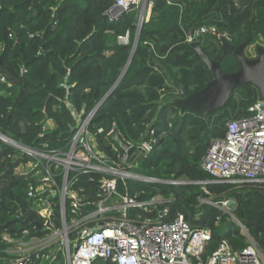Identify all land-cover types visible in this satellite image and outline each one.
Listing matches in <instances>:
<instances>
[{"label": "trees", "instance_id": "1", "mask_svg": "<svg viewBox=\"0 0 264 264\" xmlns=\"http://www.w3.org/2000/svg\"><path fill=\"white\" fill-rule=\"evenodd\" d=\"M243 1L239 10L225 2L216 14L205 18L216 0H185V7L157 0L137 32L136 10L116 19L108 17L113 0H0V64L12 78L1 81L0 75V133L27 149L64 152L77 130L78 118L85 119L98 104L87 126L93 153L109 166L120 162L108 135L114 127L133 146L152 144V151L136 156L126 171L168 183L121 181L95 172L78 175L69 189L84 203L83 213L93 211L104 198L101 180L115 179L119 196L137 204L161 200L146 209L128 208L129 219L154 221L167 209L163 221L181 215L191 230L210 231L203 260L222 241L233 252H241L247 245L241 227L264 246V238L254 229L259 213L264 215V186L236 188L212 183L201 167L211 142L223 138L226 124L247 117L249 107L260 100L256 88L249 83L236 87L222 108L205 116L173 104L179 96L174 83L192 93L211 80L202 60L185 42V33L214 26L235 47L250 35L244 50L248 59L256 56V47L264 49V0ZM136 36L131 59L120 77ZM125 37L127 43H120ZM197 41L210 60L221 54L216 37L207 34ZM220 69L232 73L239 63L227 54ZM34 161L0 140V264L18 259L7 254L13 242L29 243L49 233L35 208L41 196H27L29 187L37 185L33 175L40 167L25 174L16 171ZM49 201L53 228L59 229L58 198ZM225 201L234 204L232 213L220 208ZM65 210L69 223L67 202ZM75 241L77 234L72 232L69 242ZM25 259L23 264H64L58 242L29 252ZM91 264L114 263L97 258Z\"/></svg>", "mask_w": 264, "mask_h": 264}, {"label": "built area", "instance_id": "2", "mask_svg": "<svg viewBox=\"0 0 264 264\" xmlns=\"http://www.w3.org/2000/svg\"><path fill=\"white\" fill-rule=\"evenodd\" d=\"M113 2L107 10L110 19L136 10L137 30L149 19L152 7L150 0ZM207 34L230 43L229 36L217 32L214 26H202L185 33V42H197L198 38ZM119 41L127 43V38H120ZM98 106L95 105L85 119L78 118L80 122L67 151H36L20 144L14 145V148L33 158L36 161L32 162L35 168L39 166V171L43 172L44 178L40 184L36 182L34 189L29 187L27 196H41L37 198L35 208L43 219V228L49 233L45 238L35 240L39 244L37 247H33V240L28 244L21 242L19 245L22 248L8 250L7 254L18 255L12 264H23L26 254L53 242L59 243L64 264H91L97 258L114 264H264V246H259L243 227L241 230L247 245L241 252H233L222 241L203 260L202 254L210 240V231L191 230L181 215L171 221H163L167 209H163L154 221L146 219L136 222L129 219L128 208L146 209L161 202L160 198H156L146 204H137L115 193V179L143 181V178L129 173L125 168H130L139 154L151 152L152 144L144 142L133 146L123 141L113 127L108 135L120 162L115 167L107 165L93 153V144L87 139V126ZM248 113L247 117L228 122L223 138L212 141L202 158L201 167L212 183L230 184L236 188L249 184L264 186V102H255L249 107ZM90 172L111 175L115 179L101 180L99 187L104 198L93 211L83 213L84 203L76 191L69 189V185L76 176ZM146 182L154 181L148 179ZM55 196L58 198L59 229L53 228V204L49 201ZM66 202L71 215L69 223L66 221ZM229 203L222 202L220 208L223 209ZM72 232L77 234V241L70 244L69 235ZM29 244L32 247H24Z\"/></svg>", "mask_w": 264, "mask_h": 264}, {"label": "water", "instance_id": "3", "mask_svg": "<svg viewBox=\"0 0 264 264\" xmlns=\"http://www.w3.org/2000/svg\"><path fill=\"white\" fill-rule=\"evenodd\" d=\"M150 1L151 3H154L157 0ZM167 1L172 4H178L182 7H185V0ZM225 2L233 4L237 10L241 9L242 6L245 5V1L243 0H216L215 5L210 10L209 14L205 16V18H209L216 14L220 6ZM219 41L221 45V54L216 60L209 59L207 52L201 49L198 41L190 44L191 48L194 50V56L202 60L204 68L211 75V80L201 90L192 93H187L178 83H174L173 86L179 96L174 99L173 104L180 110L186 109L191 113L197 114L198 116H205L207 113H212L222 108L233 89L248 83L256 88L259 99L264 102V49L260 46L256 47V56L252 59H248L244 56V50L251 42L250 35L242 44L236 47L227 42L225 39H220ZM136 43L137 36L134 40L130 58L120 77H122L129 64ZM227 54H233V56L238 61L239 69L237 71L232 73H223L221 71L220 62ZM8 73L9 72L0 64V75L4 80H6V82H10L12 79ZM114 86L105 94L102 100H104L109 95ZM0 140L6 145L13 147L14 145H18V143L14 142L10 138L5 137L1 133ZM147 180L148 179L143 178V181ZM153 181L168 183L165 181L161 182L156 179H153ZM32 223L38 228L41 227L35 221H32ZM254 229L264 238V215L262 212L259 213V223L255 225Z\"/></svg>", "mask_w": 264, "mask_h": 264}, {"label": "rangeland", "instance_id": "4", "mask_svg": "<svg viewBox=\"0 0 264 264\" xmlns=\"http://www.w3.org/2000/svg\"><path fill=\"white\" fill-rule=\"evenodd\" d=\"M36 162V161H35ZM35 168V166H34V163H32V162H30V163H28L26 166H23V167H19L16 171L18 172V173H21V174H25V173H28L29 171H32L33 169ZM33 178L35 179V182H39V184H40V180L42 179V178H44V176H43V172L41 171H36L35 173H34V175H33ZM43 185V184H42ZM42 185H41V187H42ZM41 187H39V189L41 188ZM234 204L232 203V202H230L228 205H226L224 208H223V210L224 211H226L227 213H232V211L234 210ZM34 242V245H33V247L35 246V247H37L39 244H38V242H35V240L33 241ZM21 242L20 241H15V242H13V250L14 249H17V248H22V246L21 245H19ZM25 248L26 247H28V245H25L24 246ZM30 247H32L31 245H30ZM14 256H16V257H18V255H14Z\"/></svg>", "mask_w": 264, "mask_h": 264}, {"label": "crops", "instance_id": "5", "mask_svg": "<svg viewBox=\"0 0 264 264\" xmlns=\"http://www.w3.org/2000/svg\"><path fill=\"white\" fill-rule=\"evenodd\" d=\"M23 243V242H22ZM30 243V242H29ZM23 244H28V243H23ZM32 244V243H31ZM30 246V244L28 245V247Z\"/></svg>", "mask_w": 264, "mask_h": 264}, {"label": "clouds", "instance_id": "6", "mask_svg": "<svg viewBox=\"0 0 264 264\" xmlns=\"http://www.w3.org/2000/svg\"><path fill=\"white\" fill-rule=\"evenodd\" d=\"M13 147V146H12Z\"/></svg>", "mask_w": 264, "mask_h": 264}]
</instances>
